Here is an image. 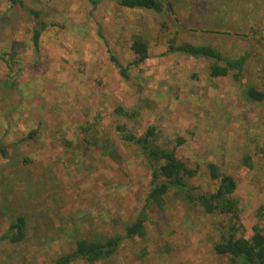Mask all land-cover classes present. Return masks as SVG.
I'll return each instance as SVG.
<instances>
[{"label": "rangeland", "instance_id": "374dc122", "mask_svg": "<svg viewBox=\"0 0 264 264\" xmlns=\"http://www.w3.org/2000/svg\"><path fill=\"white\" fill-rule=\"evenodd\" d=\"M22 1L48 28L37 54L33 18L0 0V148L7 154L0 156V237L15 219L28 223L24 243L0 242V264H51L75 237L123 233L135 220L151 177L118 125L136 136L155 127L159 142L198 170L194 187L215 190L211 165L234 177L242 234L251 237L254 226L264 233V102H246L241 92L250 83L264 91V0H168L163 14L116 0L96 8L87 0ZM135 34L148 42L150 58L131 67ZM171 39L245 57L242 82L211 78L209 61L169 52ZM6 52H15L13 61ZM112 57L130 66L128 80ZM119 107L136 114L122 118ZM90 135L111 140L122 163L83 145ZM225 222L171 196L164 211H151L145 239L125 241L97 264H226L212 246Z\"/></svg>", "mask_w": 264, "mask_h": 264}, {"label": "trees", "instance_id": "16d2710c", "mask_svg": "<svg viewBox=\"0 0 264 264\" xmlns=\"http://www.w3.org/2000/svg\"><path fill=\"white\" fill-rule=\"evenodd\" d=\"M13 5H19L33 18L35 27L32 32L31 42L35 52H40L41 37L48 24L42 19V13L34 9H28L22 0H10ZM102 0H87L93 8H96ZM118 5L130 10H143L156 14H163L166 1L168 0H116ZM169 9L173 10V4L168 2ZM169 52L204 59L210 62L209 75L211 78L232 79L241 83L245 66V57L227 58L222 52L209 45L177 44L174 39L168 43ZM131 50L134 54L132 66H140L149 58V45L141 34L132 37ZM15 52H6L3 56H9L13 61ZM5 59L8 61L10 59ZM112 62L119 69L121 77L129 78V67H124L119 61L112 57ZM242 99L249 103H263L264 91L253 84L241 87ZM116 113L122 118H130L136 113L130 114L124 108L119 107ZM122 141L138 148L143 161L149 168L150 185L145 198L144 205L137 213L133 222L125 225L123 233L114 235H90L87 237L77 236L74 239L73 249L69 253L58 257L51 264H74L78 260L86 264H97L110 260L127 240L138 237L145 239L147 236V225L150 222L151 211L158 209L164 211L171 196H174L189 209H201L206 215H215L226 219L224 228L219 232V241L215 242L213 252L226 258V264H264V233L258 226L253 227V234L246 238L239 226L240 201L235 196L237 182L234 177L218 172L214 165L210 166L211 179L217 182L212 192L204 191L199 187L190 185V180L198 175V170L189 167L178 158L176 151L165 148L159 142V132L155 127H149L146 131L136 136L128 132L123 125L117 126ZM36 134H29L28 139ZM91 137V138H90ZM180 139L178 144H182ZM92 145L100 150L105 156L114 162L121 164L122 156L115 144L109 139L100 140L91 135L85 137L83 145ZM0 156L7 157L6 151L0 148ZM27 219L19 217L15 219L9 229L0 237V242L10 244L24 243L27 239Z\"/></svg>", "mask_w": 264, "mask_h": 264}]
</instances>
